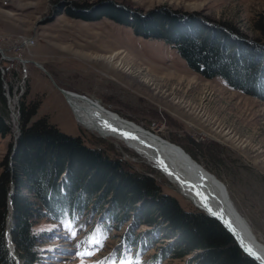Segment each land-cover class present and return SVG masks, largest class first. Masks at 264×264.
Instances as JSON below:
<instances>
[{
    "label": "rangeland",
    "instance_id": "rangeland-1",
    "mask_svg": "<svg viewBox=\"0 0 264 264\" xmlns=\"http://www.w3.org/2000/svg\"><path fill=\"white\" fill-rule=\"evenodd\" d=\"M108 1L144 13L163 7L200 14L231 26L248 40L264 43L258 29L264 25V0H0V110L10 130L0 138V162L18 135L20 117L14 121L10 112L34 104L32 122L43 118L59 132L80 138L86 147L122 160L136 173H149L154 167L162 176L156 178L161 191L182 209H195L133 147L78 123L58 91L62 89L94 100L122 120L183 148L225 185L240 215L264 243V102L231 90L219 79L201 78L160 41L135 37L106 18L85 22L65 15L66 10L76 11L75 6L89 11ZM96 225L93 217L62 227L38 221L33 232L38 237L40 264H82L79 253L87 247L83 238L94 231L106 239L94 255L84 257V264L106 257L111 264V256L118 255V264H145L172 243L133 220L112 225L104 233ZM70 226L75 238L69 234ZM129 233L132 239L152 237L159 243L138 255L136 248L124 243ZM189 258L158 264H188Z\"/></svg>",
    "mask_w": 264,
    "mask_h": 264
},
{
    "label": "trees",
    "instance_id": "trees-1",
    "mask_svg": "<svg viewBox=\"0 0 264 264\" xmlns=\"http://www.w3.org/2000/svg\"><path fill=\"white\" fill-rule=\"evenodd\" d=\"M75 8L65 15L85 22L106 18L135 37L160 41L201 78L219 79L231 90L264 102V43L248 40L225 23L163 7L144 13L110 1L95 10ZM258 29L264 38V25ZM35 109L34 104L21 105L18 135L0 162V264H40L33 232L38 221L62 227L90 217L102 233L133 220L153 228L151 234L160 240H172L145 264L186 257L188 264H257L218 221L197 209H182L163 193L156 182L162 178L158 171L136 173L43 118L32 122ZM9 132L0 110V138ZM124 243L139 255L159 242L152 237L132 239L129 233ZM111 257L119 261L120 256Z\"/></svg>",
    "mask_w": 264,
    "mask_h": 264
},
{
    "label": "bare ground",
    "instance_id": "bare-ground-1",
    "mask_svg": "<svg viewBox=\"0 0 264 264\" xmlns=\"http://www.w3.org/2000/svg\"><path fill=\"white\" fill-rule=\"evenodd\" d=\"M27 44L28 42L24 43V45ZM22 63L26 64L27 62L25 61ZM34 66L43 70L41 65L36 62H34ZM65 100L71 109V114L78 123L84 126L96 127L100 132L107 133L115 140L122 141L133 147L140 155H143L148 162L159 168L166 177L173 182L176 190L188 199L193 206L200 207L201 210H208L212 214L223 219L230 231L236 236L242 248L246 250L247 253L257 258L260 262H264L261 258V255L264 254V243L257 239L247 220L238 212L234 203L230 199L229 194L230 201L233 203L237 213L241 217L239 218L237 216V218H235L238 222L226 213L223 206L224 200L217 187L201 171L187 163L186 160L191 158L181 148L163 140L161 137L154 135L151 132L146 131L150 135L144 134V132L131 130L129 125L123 126V124H127V121L122 120L117 114L109 112L104 108L103 111L100 109L101 105L94 100L72 93L65 97ZM132 125L134 124L132 123ZM138 128L140 130L142 129L140 127ZM162 140L173 147L170 146L172 148H169L168 146H165L161 142ZM191 160L194 161L193 159ZM201 168L205 170L203 167ZM206 172L210 174L208 171ZM210 175L213 176L212 174ZM186 178L190 179L187 180ZM245 229L251 231L256 241L263 247V249L258 250L246 242V239L244 238L246 235ZM248 249H251V253Z\"/></svg>",
    "mask_w": 264,
    "mask_h": 264
},
{
    "label": "water",
    "instance_id": "water-1",
    "mask_svg": "<svg viewBox=\"0 0 264 264\" xmlns=\"http://www.w3.org/2000/svg\"><path fill=\"white\" fill-rule=\"evenodd\" d=\"M59 93L65 98L67 97L70 93L62 90V89H58ZM102 109V108H100ZM103 110V109H102ZM104 111V110H103ZM130 126L131 130H136V131H140V132H144V134H149L146 131H143L142 129L140 130L138 127L132 125V123L127 122V124H123V126ZM130 129V128H129ZM150 135V134H149ZM165 146H168L169 148H172L173 146L170 145L169 143L165 142V141H161ZM172 146V147H170ZM137 154L139 157H141L138 153ZM189 158V157H188ZM187 163L194 167L195 169H198L199 171H201L207 178H209L213 184L217 187V189L219 190V193L222 197L223 201V206L226 210V213L234 220H236L235 218H237V216L239 218H241L239 216V214L237 213L233 203L230 201L229 196H228V192L226 190L225 185L222 182H219L218 180L215 179L214 176H211L210 174H208L205 170H203L199 165H197L194 161H192L191 159L186 160ZM150 165V164H149ZM151 166V165H150ZM153 167V166H151ZM154 168V167H153ZM159 171V170H158ZM187 180L190 178H186ZM170 182V181H168ZM196 209H198L199 211L203 212L206 216L215 219L216 221H218L223 228L233 237V239L235 240V242L237 243L238 247L241 249V251L246 254L249 258H251L252 260H254L257 264H264V262H260L257 258H255L253 255L249 254L246 252V250H244L242 248V246L240 245L239 241L237 240L236 236L230 231L229 227L227 226V224L225 223V221L223 219H221L219 216H216L215 214H212L211 212H209L208 210H201L200 207H196L194 206ZM237 221V220H236ZM238 222V221H237ZM246 235H245V239L246 242L249 243L251 246L257 248L258 250L263 249V247L256 241L255 237L253 236V234L251 233V231L249 229H245ZM262 259L264 260V254L261 255Z\"/></svg>",
    "mask_w": 264,
    "mask_h": 264
},
{
    "label": "snow or ice",
    "instance_id": "snow-or-ice-1",
    "mask_svg": "<svg viewBox=\"0 0 264 264\" xmlns=\"http://www.w3.org/2000/svg\"><path fill=\"white\" fill-rule=\"evenodd\" d=\"M69 234L75 238L76 231L70 226L69 228ZM106 237L100 238L98 237L97 233L93 232L90 234L88 238L85 239L83 242L87 245V247L84 248L83 252L79 253L81 256V262L84 264V257L94 255L96 251H98L100 248L103 247V243ZM248 251L251 253V249H248ZM96 264H108L107 258L105 260H98L96 261ZM111 264H118V261H112Z\"/></svg>",
    "mask_w": 264,
    "mask_h": 264
},
{
    "label": "built area",
    "instance_id": "built-area-1",
    "mask_svg": "<svg viewBox=\"0 0 264 264\" xmlns=\"http://www.w3.org/2000/svg\"><path fill=\"white\" fill-rule=\"evenodd\" d=\"M10 114H11V119L14 120V121L16 120V117L19 115L18 112H16V113L15 112H13V113L10 112Z\"/></svg>",
    "mask_w": 264,
    "mask_h": 264
},
{
    "label": "crops",
    "instance_id": "crops-1",
    "mask_svg": "<svg viewBox=\"0 0 264 264\" xmlns=\"http://www.w3.org/2000/svg\"><path fill=\"white\" fill-rule=\"evenodd\" d=\"M71 93V92H70Z\"/></svg>",
    "mask_w": 264,
    "mask_h": 264
}]
</instances>
